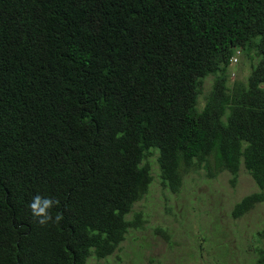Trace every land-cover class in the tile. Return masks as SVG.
I'll use <instances>...</instances> for the list:
<instances>
[{"label": "trees", "instance_id": "trees-1", "mask_svg": "<svg viewBox=\"0 0 264 264\" xmlns=\"http://www.w3.org/2000/svg\"><path fill=\"white\" fill-rule=\"evenodd\" d=\"M239 54L256 63L230 83ZM151 159L172 194L242 166L257 191L233 219L264 201V0H0V264L111 256Z\"/></svg>", "mask_w": 264, "mask_h": 264}, {"label": "rangeland", "instance_id": "rangeland-1", "mask_svg": "<svg viewBox=\"0 0 264 264\" xmlns=\"http://www.w3.org/2000/svg\"><path fill=\"white\" fill-rule=\"evenodd\" d=\"M255 63L239 54L229 66L230 83L245 82ZM212 83L211 76L203 81L201 106ZM152 164L148 192L126 216L128 221L137 218L141 227L130 228L111 256L90 258L87 264H254V248L264 247V239H255L264 230V201L231 217L233 206L257 191L242 166L234 186L227 172L209 180L200 171L186 175L180 192L172 194L162 188Z\"/></svg>", "mask_w": 264, "mask_h": 264}, {"label": "clouds", "instance_id": "clouds-1", "mask_svg": "<svg viewBox=\"0 0 264 264\" xmlns=\"http://www.w3.org/2000/svg\"><path fill=\"white\" fill-rule=\"evenodd\" d=\"M58 203V201H55L52 198L36 195L32 198L29 208L31 209L32 215L37 218L38 223L46 225L50 221L59 222L62 219L60 214L53 217L50 212V209Z\"/></svg>", "mask_w": 264, "mask_h": 264}]
</instances>
